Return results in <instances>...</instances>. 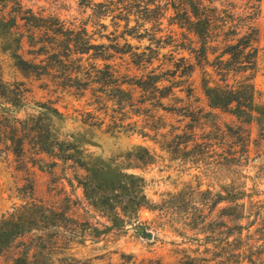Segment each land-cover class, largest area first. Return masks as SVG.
<instances>
[{
	"label": "rangeland",
	"instance_id": "rangeland-1",
	"mask_svg": "<svg viewBox=\"0 0 264 264\" xmlns=\"http://www.w3.org/2000/svg\"><path fill=\"white\" fill-rule=\"evenodd\" d=\"M248 1L234 0L238 13ZM167 10L127 24L81 0L0 2V223L32 202L58 214L0 264L28 250L36 264H264L263 128L212 109L204 92L248 80L264 103V0L250 24L257 70L226 82L211 67L225 38L205 63ZM74 37L85 54L50 56ZM222 245L221 258L207 254Z\"/></svg>",
	"mask_w": 264,
	"mask_h": 264
},
{
	"label": "trees",
	"instance_id": "trees-1",
	"mask_svg": "<svg viewBox=\"0 0 264 264\" xmlns=\"http://www.w3.org/2000/svg\"><path fill=\"white\" fill-rule=\"evenodd\" d=\"M6 1L10 0H0V2ZM217 1L171 0L170 6L168 4L167 8L162 7L157 0H103L102 2H97V0H81V4L86 8H92L96 15L103 13L107 16V14L114 15L119 13L115 16L116 19H124L127 24H129L130 17L133 14L139 16V19L145 23L160 22L161 19L165 18L167 9H171L174 13L173 21H175V25L187 30L200 43L199 52L200 54L202 53L205 63L209 62V44L219 43V39L223 36L225 39L219 43L223 44L222 52L216 56V63L212 64L211 67L215 70L216 74H222L225 78L224 82H226V78L231 73H246L249 71L254 73L257 70L259 53V50L255 47L257 34L250 24L255 16L259 14L262 0H249V6L247 5L239 13L234 5V0H226V6L223 9L216 6ZM123 14L125 16H122ZM242 28H247V32L242 37L237 38L239 35L238 30ZM71 42L73 44L63 46L65 43H62V46H59V48L66 49L63 55H61V52L58 53L53 50L49 53L51 54L50 56L62 61L63 59L69 60L74 54L80 55L86 53V46L85 44L82 45L81 40L77 41L74 37V40H71ZM90 49L87 48V51ZM21 63L25 66L28 65L24 61H21ZM31 67L36 70L46 69V67L42 68L37 64L31 65ZM157 82L155 81L154 84ZM204 92L212 109L227 111L247 123L257 122L264 131V103L260 102L255 86L248 80L236 82L232 86L228 84L221 86L216 83H214V86H211L207 82L204 84ZM43 109V113L49 111L47 108ZM242 207L236 205L237 209ZM54 217H58V214L35 202L15 209L9 221L4 220L0 223V256L17 239L26 236L28 229L33 230V227H39L41 223L53 221ZM242 218L243 216L240 215L238 220ZM246 227L250 229V224ZM246 227L241 224L236 225L240 236L246 230ZM222 244L231 246L228 239L223 241ZM206 252L208 255L212 254L213 258H221V255L225 251L222 245V247L214 246ZM124 257L126 258L127 256ZM213 261V259H193L182 264H210ZM13 264H36L35 255H31V251L28 250V252L18 256ZM220 264L225 263L220 262Z\"/></svg>",
	"mask_w": 264,
	"mask_h": 264
},
{
	"label": "water",
	"instance_id": "water-1",
	"mask_svg": "<svg viewBox=\"0 0 264 264\" xmlns=\"http://www.w3.org/2000/svg\"><path fill=\"white\" fill-rule=\"evenodd\" d=\"M145 235H147V237H149V238L151 237V234H145Z\"/></svg>",
	"mask_w": 264,
	"mask_h": 264
}]
</instances>
